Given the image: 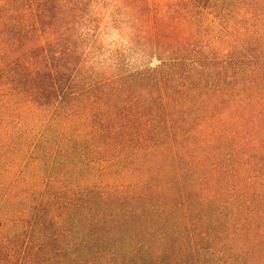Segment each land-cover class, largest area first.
<instances>
[{"label": "trees", "instance_id": "obj_1", "mask_svg": "<svg viewBox=\"0 0 264 264\" xmlns=\"http://www.w3.org/2000/svg\"><path fill=\"white\" fill-rule=\"evenodd\" d=\"M0 264H264V0H0Z\"/></svg>", "mask_w": 264, "mask_h": 264}]
</instances>
